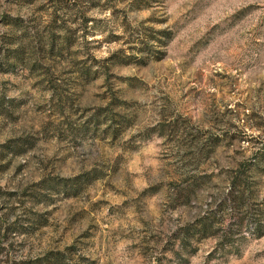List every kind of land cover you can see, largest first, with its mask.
<instances>
[{"label": "rangeland", "instance_id": "1", "mask_svg": "<svg viewBox=\"0 0 264 264\" xmlns=\"http://www.w3.org/2000/svg\"><path fill=\"white\" fill-rule=\"evenodd\" d=\"M242 163L264 200V0H0V264H264L189 243Z\"/></svg>", "mask_w": 264, "mask_h": 264}, {"label": "trees", "instance_id": "2", "mask_svg": "<svg viewBox=\"0 0 264 264\" xmlns=\"http://www.w3.org/2000/svg\"><path fill=\"white\" fill-rule=\"evenodd\" d=\"M244 163L230 172L226 191L220 199H214L204 214L189 223V243L193 239L210 236L219 238L220 246H234L236 240L242 239L243 227L249 223L250 232L261 237L264 235V200L259 201L258 190L254 182L247 178L252 168ZM194 187H189V202L195 194ZM234 221L224 225L228 210ZM74 264L63 251H52L43 256L16 260L11 264Z\"/></svg>", "mask_w": 264, "mask_h": 264}, {"label": "clouds", "instance_id": "3", "mask_svg": "<svg viewBox=\"0 0 264 264\" xmlns=\"http://www.w3.org/2000/svg\"><path fill=\"white\" fill-rule=\"evenodd\" d=\"M151 147V145H149V148ZM146 151H147V149H146Z\"/></svg>", "mask_w": 264, "mask_h": 264}]
</instances>
